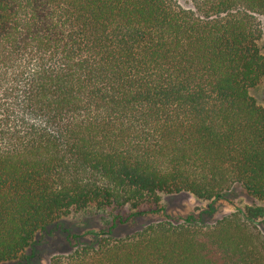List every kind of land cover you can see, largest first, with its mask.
I'll return each instance as SVG.
<instances>
[{
    "label": "trees",
    "instance_id": "trees-1",
    "mask_svg": "<svg viewBox=\"0 0 264 264\" xmlns=\"http://www.w3.org/2000/svg\"><path fill=\"white\" fill-rule=\"evenodd\" d=\"M190 2L0 0V264L72 210L115 224L236 185L259 203L49 264H264V0Z\"/></svg>",
    "mask_w": 264,
    "mask_h": 264
},
{
    "label": "rangeland",
    "instance_id": "rangeland-1",
    "mask_svg": "<svg viewBox=\"0 0 264 264\" xmlns=\"http://www.w3.org/2000/svg\"><path fill=\"white\" fill-rule=\"evenodd\" d=\"M185 7H192L190 0H177ZM263 33L261 41L264 45V16H258ZM259 105L264 107V77L260 83L250 90ZM259 201L250 196L241 186H233L223 198L211 202L202 200L191 193L162 194L160 209L132 217L123 222H113L117 212L95 206L83 210H72L60 219L36 234L33 244L18 259L3 264H49L51 258L70 253L75 243L92 242L95 234H109L116 238L128 237L150 223L171 220L182 222L186 217L193 216L201 223H214L218 219L244 208L258 204ZM127 210L124 211V213ZM264 232V222L261 224Z\"/></svg>",
    "mask_w": 264,
    "mask_h": 264
}]
</instances>
